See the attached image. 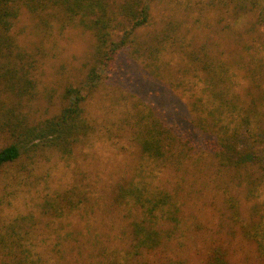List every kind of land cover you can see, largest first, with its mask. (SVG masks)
Wrapping results in <instances>:
<instances>
[{
	"label": "rangeland",
	"instance_id": "374dc122",
	"mask_svg": "<svg viewBox=\"0 0 264 264\" xmlns=\"http://www.w3.org/2000/svg\"><path fill=\"white\" fill-rule=\"evenodd\" d=\"M253 17L241 0H153L149 20L136 30L137 41L129 49L135 59L129 50L124 52L126 64L120 71L123 84L118 86L104 77L87 103L94 130L84 137L82 144L70 155L54 148L39 149L33 159L23 156L18 164L0 169V227L15 216L35 213L43 198L67 193L71 196L70 203L67 200L56 205L61 206L62 214L40 217L36 211L37 227L42 222L44 229L39 228L33 234L37 243L34 249L41 253L49 251L59 240L63 244V247L59 244L60 248L68 252L76 242L82 246L81 251L84 248L81 264H100L98 240L109 250L121 251L129 243L126 205L118 202L116 186L125 180L139 182L145 178L152 187H163L173 193L182 206L179 217L182 225L176 231L174 246L182 242L187 250L188 246L201 249L187 254L189 264H196V259L200 260L204 249L215 240L232 243L229 260L233 264H259L254 243L240 236L239 221L236 226L230 217L227 199L231 193L237 195L240 221L251 217L253 202L233 189L208 154L184 147L178 157H173L172 149L164 160L147 157L139 145L137 125L139 120H148L149 113L158 120L159 114L165 115L175 124L176 118L183 117L178 111L181 104L189 113L183 96H190L191 100L200 98V105L219 94L224 98L234 94L244 98L247 87L235 85L230 90L213 87L217 75L202 71L200 61L188 65L184 71L181 65L185 63L184 51L193 52L200 59L206 52L209 59L227 63L224 75L248 82L241 77L244 70L253 66L264 68V43L253 49L247 42L252 35L251 26L254 27ZM12 33L21 48L39 62L40 97L27 103V110L33 116L44 115L47 108H58L56 95L47 96L49 91L84 78L92 36L78 25L43 35L26 11L16 19ZM255 49L260 50V55H256ZM262 80L264 89V76ZM167 81H172L176 88L169 87ZM180 143L174 140L175 146ZM22 163L30 171L22 170ZM14 172L24 182L20 186L6 185ZM259 199L264 200V185ZM67 206H76L72 214H68ZM52 229L59 235H52ZM80 230L82 237L76 234ZM90 240L91 244L87 242ZM50 254L58 255V250ZM1 257L0 254V264H5Z\"/></svg>",
	"mask_w": 264,
	"mask_h": 264
},
{
	"label": "trees",
	"instance_id": "16d2710c",
	"mask_svg": "<svg viewBox=\"0 0 264 264\" xmlns=\"http://www.w3.org/2000/svg\"><path fill=\"white\" fill-rule=\"evenodd\" d=\"M152 1L0 0V169L18 164L23 156L33 159L39 149L54 148L70 155L82 144L84 137L94 130L88 118L87 103L104 77L118 86L123 84L120 71L126 64L124 52L136 43V30L148 22ZM241 1L254 14L252 35L247 41L254 49L264 43V0ZM24 11L36 20L43 35L78 25L90 32L93 41L84 78L77 83L57 85L49 91L47 96L56 95L58 108H47L44 115L39 116H33L27 110V103L40 97L39 62L21 48L12 33L16 19ZM254 52L260 55V50ZM203 53L200 59L193 52L184 51L186 58L182 70L200 61L202 71L213 77L217 75L213 87L221 90H230L235 85L247 87V95L240 98L234 94L224 98L219 94L209 97L201 105L200 98L191 100L190 96H183L184 101L187 100L185 106L189 116L183 104L178 107L183 117L176 118L175 124L170 123V118L165 115L159 114L158 120L149 113L148 120L137 123L139 145L142 153L152 159L164 160L171 149L175 153L173 157H178L184 147L212 157L218 173L234 190L241 192L245 200L253 202L251 217L240 221L237 195L231 193L227 199L231 219L236 226L239 221L240 236L254 243L259 264H264V200L259 199L260 188L264 185V68L248 67L241 76L248 82H241L232 79V75H224L227 63L209 59L208 54ZM129 54L135 59L133 51L129 50ZM162 78L159 74V79ZM166 83L176 88L172 81ZM256 92L258 94L254 95ZM174 140L176 144L177 140L183 144L175 146ZM20 166L22 170L30 171L25 163ZM20 179L14 172L6 185L20 186L24 182ZM116 187L118 202L126 205L124 210L129 220L126 239L129 243L121 251L109 250L98 240L101 263L189 264L187 254L201 249L188 246L187 250L182 242L174 246L176 231L182 225L179 219L182 206L176 202L173 193L163 187H152L145 178L139 182L125 180ZM67 200L70 203L71 196L67 193L43 198L41 206L35 207V213L15 216L0 227L2 263L81 264L84 248L81 251L82 246L76 242L68 252L60 248L63 244L57 239L49 251L41 253L34 249L37 243L33 234L39 228L44 229L42 222L37 227L36 211L40 217L41 214L60 215L61 206L56 205ZM75 207L67 206L68 214H72ZM82 233L80 230L76 234L82 237ZM52 235L59 234L52 229ZM70 235L66 233V236ZM91 241L87 242L91 244ZM231 244L219 240L209 243L201 259H196V264H233L229 260ZM57 250L58 255L50 254Z\"/></svg>",
	"mask_w": 264,
	"mask_h": 264
}]
</instances>
